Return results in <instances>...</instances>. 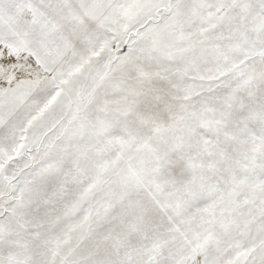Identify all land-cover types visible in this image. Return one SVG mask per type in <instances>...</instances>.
<instances>
[{
	"label": "snow or ice",
	"instance_id": "obj_1",
	"mask_svg": "<svg viewBox=\"0 0 264 264\" xmlns=\"http://www.w3.org/2000/svg\"><path fill=\"white\" fill-rule=\"evenodd\" d=\"M0 264H264V0H0Z\"/></svg>",
	"mask_w": 264,
	"mask_h": 264
}]
</instances>
